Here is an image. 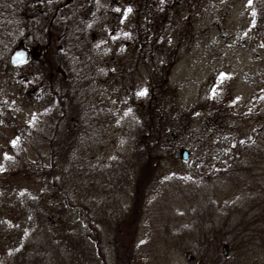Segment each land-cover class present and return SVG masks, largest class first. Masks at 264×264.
<instances>
[{
    "label": "rangeland",
    "instance_id": "rangeland-1",
    "mask_svg": "<svg viewBox=\"0 0 264 264\" xmlns=\"http://www.w3.org/2000/svg\"><path fill=\"white\" fill-rule=\"evenodd\" d=\"M87 1L78 2V9L85 8ZM128 1L112 9L110 0H99L95 12L99 7L108 8L102 12L104 20L99 22V16H93L99 32L92 33L93 40L96 38L92 50L107 56V49H112L121 62L103 58L94 70L78 64L83 61L75 63L76 69L87 68L81 73L83 82L93 83L86 102L88 116L93 114L96 124L91 157L106 174L113 162L127 154L129 140H134L128 117L135 124L140 118L137 108L150 109L143 101L137 104L139 92L144 91V99L150 94L147 80L151 69L137 63L138 46L134 50L120 47L126 34L134 32L136 9L132 5L130 13L123 14ZM171 3L179 8L164 22L166 47L147 44L141 51L159 63L153 64L156 74L169 60L162 76L165 86L154 92L161 93L169 111L163 132L166 152L155 176L149 167L140 171L142 180L134 191L129 190L130 196L92 190L91 195L103 206V217L113 215L111 209L124 216L133 211L130 218L134 215V221H125L133 229L119 235L105 227L100 235L102 258L93 256L89 264H122L126 258L121 255L132 248V264H219L211 258L215 251L226 255L230 264H264V45L249 40L252 0ZM110 13L122 16L112 25ZM28 50L33 58L38 56L36 49ZM11 52L0 62V264H10L6 254L11 241L26 233L27 227L16 234L11 223L17 222L18 215V222H25L21 215L26 211L21 206L27 195L47 197L51 191L40 172L38 155L19 133L23 126L30 130L48 127L47 112L41 106H51L50 96L46 93L42 105V94L37 98L36 91L24 89L30 66H12ZM93 71L101 78L87 76ZM140 119L139 126L151 124ZM185 149L186 160L181 157ZM149 177L154 178L151 183ZM124 236L134 238L132 245L130 241L116 253L108 249V239ZM207 236L210 240L204 242Z\"/></svg>",
    "mask_w": 264,
    "mask_h": 264
},
{
    "label": "trees",
    "instance_id": "trees-1",
    "mask_svg": "<svg viewBox=\"0 0 264 264\" xmlns=\"http://www.w3.org/2000/svg\"><path fill=\"white\" fill-rule=\"evenodd\" d=\"M80 1L0 0V62H5L7 55L17 48L26 49L28 58L18 66L19 68L25 63L30 66L25 74L24 89L30 87L36 91L37 98L42 94L43 98L39 101L42 105L44 104L42 99H46L49 93L51 104L44 106L45 108L41 106L43 111L47 112L48 127L44 130L40 128L30 130L27 126L19 129V133L30 142V146L38 155V162L41 161L39 162L41 170H39L48 181L51 191L50 196L47 197L28 194L25 205L21 206L26 211L25 215H21L25 216V222H18L20 215L16 216L17 222L11 221L12 227L16 228V234L21 232L22 228H27L21 239L10 240L11 244L6 254L10 264H89L93 256L101 259L103 254L100 235L105 227L114 235L131 231L133 225L125 224V221H134V215L130 218L133 211L124 216V212L114 213L111 209L113 215L111 213L103 217V209H100L103 206L91 195L92 190L105 192L108 196H111L109 193H125L130 196L129 190L134 191L137 188V183L142 180L143 170L149 167L148 170L151 169L154 176L160 170L162 154L163 151L166 152V148H163V132L169 111L163 105L161 93L154 95V92L158 87L165 86L162 76L169 67V60H165L164 65L158 70L159 74H156L157 70L153 64L159 65V63L155 62L157 60L154 56L148 58L146 51L143 53L141 51L147 44L156 43V47L159 45L163 49L166 47L164 22L168 14L174 15L179 6L170 4V0H129L125 6L130 8L133 5L134 10L136 9L132 19L134 32L126 34L120 47L127 46L134 50V45L138 46L140 51L137 53V63L142 62L148 71L151 69L147 80L150 94L146 99L138 95L140 98L137 104L139 106V102L143 101L146 103L145 106L150 108L146 107L144 111L139 107L137 109L140 111V118L151 124L144 122L139 126L140 118H136L134 124V118L128 117L131 119L130 132L132 136L134 135V140H129L127 154L113 162L108 167L111 168L110 171L106 174L100 171L101 166L91 157L95 149L93 141L96 138L92 135L96 124L93 114L88 116L89 106L86 102L93 83L92 80L87 81L86 84L83 82L81 73L82 70L85 73L87 68L81 70L78 66L76 69L75 63L77 65V62L83 61L78 64L94 70V67L99 68L98 65L103 58L108 57L119 64L121 61L118 58L121 57L114 54L112 49H107L105 52L107 56H100L92 50V33L99 32L95 27L93 16H99L98 21L102 22L104 20L102 12L106 8L99 7L97 9L99 12H95L99 0H88L85 8L78 9L77 3ZM110 1L112 5L109 7L112 9L123 2V0ZM251 8L254 9V14L248 31L249 40L262 47L264 0H252ZM185 9L188 8L185 6ZM127 13L123 12V14ZM110 14H112L110 17V21H113L112 25L116 23L118 16H122L121 13V15ZM29 48L38 51L36 58L30 56ZM130 54L132 58L133 53ZM87 76L92 79L101 78L97 71ZM28 93L30 92L24 94ZM125 111L123 113L126 115ZM125 120L126 117L121 118V123ZM11 171L14 173V170ZM149 178L148 181L151 183L154 178ZM143 184L145 186V183ZM103 202L104 198L100 203ZM3 205L6 203L4 202ZM87 239L91 241L93 248ZM208 239L210 240L207 236L204 242ZM133 240L134 238L130 239L128 236L108 239V249L116 253L118 247L126 248L130 241L132 245ZM131 250L121 255L126 258L122 264H132L134 252L131 254ZM211 258L217 260L219 264H230L226 255H221L220 251L217 253L215 251Z\"/></svg>",
    "mask_w": 264,
    "mask_h": 264
},
{
    "label": "water",
    "instance_id": "water-1",
    "mask_svg": "<svg viewBox=\"0 0 264 264\" xmlns=\"http://www.w3.org/2000/svg\"><path fill=\"white\" fill-rule=\"evenodd\" d=\"M18 53L22 54V55L18 56L17 55ZM26 59H27V51L23 48L15 49L9 56V61H10L11 65H13V66L18 65V64L26 61ZM187 153H188V151L186 149L182 151V153H181L182 159H184V160L187 159V156H188Z\"/></svg>",
    "mask_w": 264,
    "mask_h": 264
},
{
    "label": "snow or ice",
    "instance_id": "snow-or-ice-1",
    "mask_svg": "<svg viewBox=\"0 0 264 264\" xmlns=\"http://www.w3.org/2000/svg\"><path fill=\"white\" fill-rule=\"evenodd\" d=\"M117 11H119V9H117ZM130 11H131V8L125 9V12H126V13H127V12H130ZM113 38L115 39V37H113ZM17 55H18V56H21L22 54H19V53H18ZM18 62H19V61H18ZM221 75H224V74H221ZM143 94H144V91H143V90H142L141 92L138 93V95H143ZM12 143L15 144L16 141L13 140ZM5 158H6V159H10V157H8L7 153H5Z\"/></svg>",
    "mask_w": 264,
    "mask_h": 264
},
{
    "label": "flooded vegetation",
    "instance_id": "flooded-vegetation-1",
    "mask_svg": "<svg viewBox=\"0 0 264 264\" xmlns=\"http://www.w3.org/2000/svg\"><path fill=\"white\" fill-rule=\"evenodd\" d=\"M262 234L264 235V231L262 232Z\"/></svg>",
    "mask_w": 264,
    "mask_h": 264
}]
</instances>
